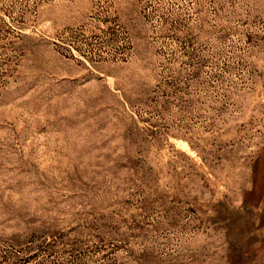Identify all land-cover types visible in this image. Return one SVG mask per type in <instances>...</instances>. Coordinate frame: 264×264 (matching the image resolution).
I'll return each mask as SVG.
<instances>
[{
    "label": "rangeland",
    "instance_id": "rangeland-1",
    "mask_svg": "<svg viewBox=\"0 0 264 264\" xmlns=\"http://www.w3.org/2000/svg\"><path fill=\"white\" fill-rule=\"evenodd\" d=\"M0 264H264V0H0Z\"/></svg>",
    "mask_w": 264,
    "mask_h": 264
}]
</instances>
